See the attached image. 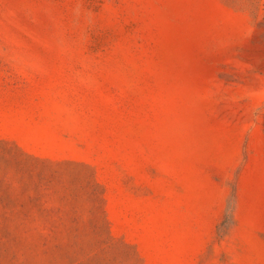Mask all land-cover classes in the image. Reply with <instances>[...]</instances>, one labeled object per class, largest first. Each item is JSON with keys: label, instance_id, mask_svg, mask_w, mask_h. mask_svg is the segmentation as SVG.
I'll return each instance as SVG.
<instances>
[{"label": "rangeland", "instance_id": "rangeland-1", "mask_svg": "<svg viewBox=\"0 0 264 264\" xmlns=\"http://www.w3.org/2000/svg\"><path fill=\"white\" fill-rule=\"evenodd\" d=\"M0 264H264V0H0Z\"/></svg>", "mask_w": 264, "mask_h": 264}]
</instances>
